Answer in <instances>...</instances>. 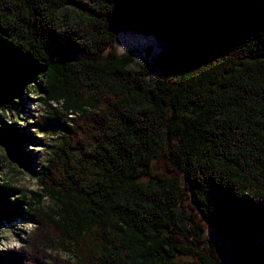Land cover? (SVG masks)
<instances>
[{
	"label": "trees",
	"instance_id": "16d2710c",
	"mask_svg": "<svg viewBox=\"0 0 264 264\" xmlns=\"http://www.w3.org/2000/svg\"><path fill=\"white\" fill-rule=\"evenodd\" d=\"M24 90L66 132L34 201L0 181L37 226L0 264H264V0H0V168L35 174Z\"/></svg>",
	"mask_w": 264,
	"mask_h": 264
},
{
	"label": "rangeland",
	"instance_id": "374dc122",
	"mask_svg": "<svg viewBox=\"0 0 264 264\" xmlns=\"http://www.w3.org/2000/svg\"><path fill=\"white\" fill-rule=\"evenodd\" d=\"M148 47L152 48V52L148 58L144 56V50ZM160 50V45L152 36H143L130 32H123L118 36L117 51L124 53L132 52L133 63L130 64L128 70H140L144 66V61L150 62ZM20 105L24 108V118L19 121L17 129L22 133H29V142L23 141L20 150L30 155L31 164L35 170V174L23 171L19 166L7 162L8 165L0 168V181H7L11 185L22 190L27 196L29 202L34 201L32 194L40 193V186L37 181L38 174L46 166L51 158V154L62 145L61 136L63 133H40L28 126L33 122V119L41 118L42 116L56 113L63 118L62 111L58 105H53L54 109L48 112L38 98L36 93H28L24 90L23 99ZM51 113V114H50ZM11 122H17V116L10 114L7 125ZM3 152L0 150V156ZM41 205L45 208H52L53 203L48 198H43ZM36 224L26 218H9L0 227V251L7 249H17L25 243V240L35 231ZM62 258H66L64 254H60ZM181 264H191L193 259L190 257L177 258Z\"/></svg>",
	"mask_w": 264,
	"mask_h": 264
},
{
	"label": "water",
	"instance_id": "95a60500",
	"mask_svg": "<svg viewBox=\"0 0 264 264\" xmlns=\"http://www.w3.org/2000/svg\"><path fill=\"white\" fill-rule=\"evenodd\" d=\"M152 52V48L148 47L144 50V56L145 58H148L150 56V53ZM40 133H64L66 132V129L59 123L57 118H51L45 121V123L42 125V127L39 129Z\"/></svg>",
	"mask_w": 264,
	"mask_h": 264
}]
</instances>
